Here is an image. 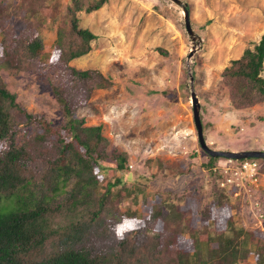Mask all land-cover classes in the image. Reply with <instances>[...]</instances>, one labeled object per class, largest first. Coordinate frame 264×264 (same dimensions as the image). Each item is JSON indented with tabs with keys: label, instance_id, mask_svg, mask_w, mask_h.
I'll list each match as a JSON object with an SVG mask.
<instances>
[{
	"label": "rangeland",
	"instance_id": "obj_1",
	"mask_svg": "<svg viewBox=\"0 0 264 264\" xmlns=\"http://www.w3.org/2000/svg\"><path fill=\"white\" fill-rule=\"evenodd\" d=\"M181 1L186 3L192 30L200 37L199 49L189 60L191 41L183 12L171 0H105L90 13L76 12L79 27L89 29L96 38L88 53L69 64L79 70L96 69L110 78L112 85L93 89L89 98L75 108L74 117L83 118L85 125H101V133L109 141L108 151L127 154L123 173L115 170L109 159L103 162V182L119 175L122 181L115 189L120 195L133 184L150 192L146 202L137 206L138 218L117 221L109 217L98 230L108 234L111 225L114 231L117 227L123 231L136 227L158 202V193L169 192L179 203L186 201L190 226L213 225L220 229L237 211L241 225L263 236L264 185L256 188L246 182L245 187L233 189L235 210L225 206L211 207L208 213L200 210L211 206L213 179L205 166L208 156L197 141L188 70L193 74L206 144L217 150H264V101L236 106L221 74L264 32V0ZM53 6L40 5L39 15L47 21L40 37L43 51L60 69L54 44L59 14ZM19 13L5 20L15 37L25 25V10ZM48 66L46 60L36 69L16 75L0 69V77L22 107L56 126L62 121L61 111L48 81L40 77ZM261 76L264 78V64ZM226 160L220 158L214 165ZM256 160L263 163L262 159ZM15 199H4L2 204L13 207ZM96 236L97 232H92L90 238ZM205 236L206 230L199 237ZM191 239L190 233L178 236L170 248L191 251ZM175 262L169 257L166 264ZM240 264H255V255L250 254Z\"/></svg>",
	"mask_w": 264,
	"mask_h": 264
},
{
	"label": "trees",
	"instance_id": "obj_2",
	"mask_svg": "<svg viewBox=\"0 0 264 264\" xmlns=\"http://www.w3.org/2000/svg\"><path fill=\"white\" fill-rule=\"evenodd\" d=\"M17 1L0 0V69L16 75L48 60L40 77L48 81L62 121L53 126L27 111L0 77V264H166L169 257L176 259L175 264H240L250 254L255 255V264H264V235L241 225L237 211L220 229L190 226L186 201L179 203L169 192L158 193V202L139 225L123 231V239L116 238L114 225L107 235L98 230L109 217L138 218L137 206L150 194L133 184L120 195L115 189L122 181L119 175L103 182V162L109 159L123 173L127 154L109 152L101 125H85L83 118L73 114L93 89L112 85L96 69L79 70L69 64L88 53L96 38L89 29L79 27L76 12L90 13L105 0ZM42 4L54 5L59 14L54 44L60 69L43 51L40 30L47 21L39 15ZM21 9L25 25L15 37L5 20L19 16ZM263 64L264 32L221 73L236 106L264 101ZM207 156V175L213 179L211 206L200 210L208 213L218 206L235 210L232 189L219 185L223 175L214 169L215 161L224 157ZM262 162L260 172H264ZM13 196V207L2 204ZM205 230L202 239L199 236ZM92 232H97L95 238H90ZM186 233L192 238L191 251L171 249L176 238Z\"/></svg>",
	"mask_w": 264,
	"mask_h": 264
},
{
	"label": "water",
	"instance_id": "obj_3",
	"mask_svg": "<svg viewBox=\"0 0 264 264\" xmlns=\"http://www.w3.org/2000/svg\"><path fill=\"white\" fill-rule=\"evenodd\" d=\"M178 7L181 8L183 12V19L185 29L191 41V47L187 54V60L193 55L195 51L199 49L200 45V37L192 30L189 20L188 9L186 3L181 0H171ZM189 76V90H190V99L192 106V118L194 122V127L196 130L197 141L199 143L200 148L211 157H224V158H232V159H247V158H258L264 160V150H238V151H230V150H217L210 148L204 139L203 136V126L200 119V103L193 89V74L190 70H188Z\"/></svg>",
	"mask_w": 264,
	"mask_h": 264
},
{
	"label": "built area",
	"instance_id": "obj_4",
	"mask_svg": "<svg viewBox=\"0 0 264 264\" xmlns=\"http://www.w3.org/2000/svg\"><path fill=\"white\" fill-rule=\"evenodd\" d=\"M259 166L260 163L253 158L243 160L227 158L214 169L220 170L223 175L219 185L233 190L237 187H245L246 182L251 183L256 188L259 185H264V172L259 171Z\"/></svg>",
	"mask_w": 264,
	"mask_h": 264
},
{
	"label": "clouds",
	"instance_id": "obj_5",
	"mask_svg": "<svg viewBox=\"0 0 264 264\" xmlns=\"http://www.w3.org/2000/svg\"><path fill=\"white\" fill-rule=\"evenodd\" d=\"M123 229L122 228H120V227H117L116 229H115V235H116V238L117 239H123Z\"/></svg>",
	"mask_w": 264,
	"mask_h": 264
},
{
	"label": "crops",
	"instance_id": "obj_6",
	"mask_svg": "<svg viewBox=\"0 0 264 264\" xmlns=\"http://www.w3.org/2000/svg\"><path fill=\"white\" fill-rule=\"evenodd\" d=\"M256 159V158H255Z\"/></svg>",
	"mask_w": 264,
	"mask_h": 264
}]
</instances>
